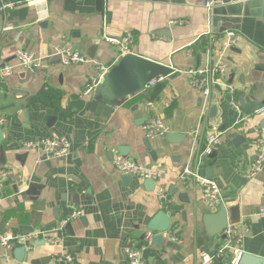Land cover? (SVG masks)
Segmentation results:
<instances>
[{
    "label": "crops",
    "instance_id": "0c3cea01",
    "mask_svg": "<svg viewBox=\"0 0 264 264\" xmlns=\"http://www.w3.org/2000/svg\"><path fill=\"white\" fill-rule=\"evenodd\" d=\"M210 11L193 2L159 0H104L100 12L95 0H26L0 11V67L14 66L10 76L0 77V114L6 118L0 126V169L9 172L0 183V236L34 235L25 244L0 245V264H129V247L141 249L146 264H195L200 251L212 254L222 243L221 236L205 234V222L216 221L209 214L221 204L228 225L248 226L242 253L264 260V218L254 215L264 203V168L250 180L242 175L254 158L252 140L264 137V114L229 129L235 119L231 98L248 112L264 104V18L239 17L225 30H233L236 40L225 53L221 80L233 91L216 87L206 102L182 71L205 63L209 32L216 34L213 47L221 48L225 31H216ZM126 32L135 37L133 53L174 71L102 117L90 111L92 92H83L102 75L96 65L110 68L120 57L104 37L119 39ZM63 45L92 61L63 65L59 55H51L54 46ZM16 49L38 55L47 50L51 58L39 69L21 68ZM151 117L163 120L166 134L146 137L143 126ZM214 128L222 132L216 153L196 169L220 189L222 203L211 208L202 189L192 180L181 182L178 174L196 165ZM54 136L69 141L65 157L23 146ZM117 156L160 167L164 174L149 188L144 179L119 172ZM157 189L169 202L159 200ZM75 209L81 214L69 220ZM160 210L170 227L161 240L153 232L147 242V225ZM22 245L28 246L23 259ZM229 257L211 264H229Z\"/></svg>",
    "mask_w": 264,
    "mask_h": 264
},
{
    "label": "built area",
    "instance_id": "2783aa9c",
    "mask_svg": "<svg viewBox=\"0 0 264 264\" xmlns=\"http://www.w3.org/2000/svg\"><path fill=\"white\" fill-rule=\"evenodd\" d=\"M26 0H14L0 4V11H5L8 9H13L15 6ZM206 6L209 7V2ZM174 22H181L175 20ZM208 43L204 46L203 55L205 63L201 66L190 68L188 70L182 71L188 79L191 87L200 90L203 98L207 101L210 100L211 94L216 87H224L229 93H232V87L225 81L221 80V77L227 71V64L225 60L226 51L235 44L236 34L233 30L225 31L224 37L220 39V49L213 47V41L216 40V34L208 33ZM104 40L117 46L120 56L133 53V48L135 46V37L132 33L126 32L121 38L117 39L110 36H105ZM51 55H60L61 63L65 66L74 64H84L89 63L90 60L86 55L81 52L72 49L67 45L54 46ZM214 54L218 59H214ZM15 59L17 61V66L26 69H39L42 66L43 57L38 55L34 51H29L25 49L15 50ZM102 74L108 69L102 65H96ZM14 66L9 64H4L0 67V77H8L13 73ZM163 77L153 78L147 83V87L153 86L158 81L162 80ZM97 78L93 79L91 83L87 85L84 90V94L93 91ZM230 106L235 112V119L232 122L229 129H234L237 126L246 123L252 115L264 114V104L258 107L253 112H248L243 109L240 103H238L234 98L230 99ZM6 118L0 114V126L5 124ZM145 135L148 138H155L162 136L167 133L168 129L165 126L163 120L160 117L148 118L143 126ZM214 133L206 137V142L204 148L200 149L197 153V158L194 167L185 166L183 167L178 178L181 182L185 183L192 180L193 183L202 189L204 199L207 202L208 207L214 208L222 203L220 189L215 181L212 179L201 176L197 173V166L200 164L201 160L206 156L210 155L213 150L217 148L220 143V137L222 132H216L214 128ZM197 138L198 135H197ZM252 145L254 147V158L252 162L247 166L246 170L242 175L250 180L259 174L264 168V137L256 136L252 140ZM23 146L27 149H37L42 152L47 157L61 158L65 157L70 150L69 141L61 136H54L50 138H40L34 140H28L23 142ZM114 166L116 169L123 173L132 176H138L141 179H151L154 182L159 180L163 174L164 170L160 167L147 166L138 163L130 158H123L117 156L114 159ZM9 172L5 169H0V183L7 177ZM157 196L161 202H169L166 193L162 189H157ZM81 212L78 209L73 210L72 214L68 218L69 220L74 217H78ZM256 216L264 218V203L259 206L258 210L255 212ZM67 218L62 222L63 224L68 220ZM61 223V224H62ZM248 226L246 224H229L224 229V237L222 238V243L214 253L210 254L205 251H200L197 256L195 264H211L215 259H222L224 256L229 254L228 262L229 264H238L240 256L242 254V243L244 238V233L248 231ZM34 237L33 234L22 235V234H3L0 236V245L6 248L10 242L17 241L25 244L26 241L31 240ZM153 237V232L147 230L145 233V240L151 242ZM172 239L174 237H171ZM28 248V246H26ZM125 256L129 264H146L142 259L141 249L136 247H129L125 250ZM8 257L5 256V259ZM66 261L71 258L69 255L64 256ZM61 261V257L58 258Z\"/></svg>",
    "mask_w": 264,
    "mask_h": 264
},
{
    "label": "water",
    "instance_id": "95a60500",
    "mask_svg": "<svg viewBox=\"0 0 264 264\" xmlns=\"http://www.w3.org/2000/svg\"><path fill=\"white\" fill-rule=\"evenodd\" d=\"M14 0H0V4ZM171 1L174 3L193 2L196 5L206 6L211 11V20L214 26H218L217 32H223L228 27L233 26L232 20L247 17L264 18V0H159ZM104 0H95L96 10L100 12L103 7ZM221 21V24H219ZM94 48V46H93ZM41 57L50 59L51 55L45 53L40 54ZM60 57V55H59ZM174 69L167 64L160 63L153 59L146 58L136 53H127L118 58L116 64L108 68L100 77L97 78L95 87L92 91L90 100V111L107 117L111 111L123 99L128 98L137 93H143L147 89V83L153 78L166 77L171 74ZM3 129L0 127V143L3 141ZM216 151H213L209 157H213ZM131 178V175H127ZM149 188H154L155 182L151 179L145 180ZM210 219L216 220L205 222L206 235H219L224 237L223 231L228 225V217L226 207L221 204L215 213H210ZM164 219L163 224L158 225L159 221ZM170 227V219L164 210H160L148 223L147 229L157 233L154 240H161L163 233ZM32 229V228H31ZM22 259L27 254L26 247L22 245L18 250ZM27 256V255H26ZM264 260L249 253H242L238 264H249L254 262L262 264Z\"/></svg>",
    "mask_w": 264,
    "mask_h": 264
},
{
    "label": "trees",
    "instance_id": "16d2710c",
    "mask_svg": "<svg viewBox=\"0 0 264 264\" xmlns=\"http://www.w3.org/2000/svg\"><path fill=\"white\" fill-rule=\"evenodd\" d=\"M208 43V38H207V40H206V42H205V45L204 46H206V44Z\"/></svg>",
    "mask_w": 264,
    "mask_h": 264
}]
</instances>
